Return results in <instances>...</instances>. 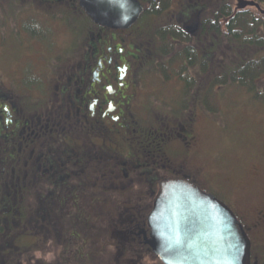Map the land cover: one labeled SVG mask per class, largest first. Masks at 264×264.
Instances as JSON below:
<instances>
[{"label":"rangeland","instance_id":"rangeland-1","mask_svg":"<svg viewBox=\"0 0 264 264\" xmlns=\"http://www.w3.org/2000/svg\"><path fill=\"white\" fill-rule=\"evenodd\" d=\"M222 1L202 0L206 2L205 9L208 10L204 18L212 16ZM42 2L45 0H0V87L12 94L22 115L25 110L27 111V107L32 105L36 106L32 113L35 117L44 116L49 121L46 131L50 136L47 142L43 141L42 144L35 145V148H32L33 136L28 135L32 128L28 132L24 130L20 133L21 136H27L26 149L30 153L36 150L39 152L53 150V145L57 143L56 134L67 136L80 126L75 122L79 111L78 106L75 105L73 89L62 99L60 84L64 82V91H66L69 81L78 76L81 70L83 71L78 64L86 51L84 48L93 27L81 11L79 0L46 1L54 3L50 9L37 5ZM141 2L146 5V0ZM187 2L188 0H158V4L166 5V9L160 14H150L141 18L139 26H135L127 33L129 34L126 37L127 42L133 37H136L137 41H143L141 45L144 52L134 102V107L138 109L135 126L139 127L136 128L137 130L147 131L150 148L152 146L153 149H157L158 144L155 145L153 142L161 141L165 155L164 163L161 161L162 152L160 156L157 152L152 151V153L157 160L155 164L166 165L164 174L170 173L169 166L174 164L181 174L192 176L206 193L216 196L233 207L247 227L256 225L253 228L255 230L252 232L254 234L252 240L256 248L259 246L264 258V218L262 217L264 215V104L254 100L247 89L235 85L217 86L213 91L207 84H199L196 89L187 90L184 82L179 81L174 71V67L179 66L180 62L174 64L172 61L169 62L172 65L168 71L169 79H162L163 72L160 65L168 60L167 57L172 59V55L174 57L182 46L191 42L184 43L183 40L178 39L177 44L180 49L171 50L169 46L172 42L164 41L159 30L176 31V27H181L183 16L178 19L177 16L184 14L186 9L184 5ZM232 2L237 8H253L255 11L257 7L250 0H232ZM188 9L190 8H187V12ZM167 36H169L168 32ZM170 38L172 36H169ZM172 44L176 45L175 42ZM166 49L170 50L172 55H166L164 51ZM138 52L141 50L138 49ZM145 65L147 69H144ZM195 71L190 70L189 76L195 74L193 73ZM198 78L200 80L201 76ZM62 101L64 106L61 104ZM180 101H184L183 107L179 106ZM208 103L214 107L213 109L219 110L218 113L212 114V111L206 108ZM176 106L182 109L188 119L175 125L167 116ZM188 108L189 110L185 111ZM156 128L160 129V134L154 133ZM37 131L43 129L39 128ZM190 131L193 132L195 139L191 140L189 145H184L179 141V137L187 136ZM91 132L94 130L90 129L89 133ZM72 136L64 139L66 146L71 145L76 148L78 145L80 147L81 143L84 144L81 133L77 132ZM122 137L124 138L123 135ZM126 137L135 138L129 132ZM112 138L113 140L107 139V142L111 141V146L127 150V143H122L123 140L120 141L115 136ZM88 140L90 145L87 147L94 150H99L105 143L104 138L99 135ZM128 140L132 141V144L138 141L132 138ZM61 148L60 144L57 150ZM1 152L0 142V155ZM43 178L44 181L47 180L48 175H43ZM129 179L132 180L133 177L123 179L124 182H116V184L108 182L109 191L104 194L106 197L103 199V203L107 204L108 208L115 207L117 211L126 212L127 206L133 205L134 208L141 206L143 209L153 201L151 193L159 191L160 182L156 184L158 188L155 189L156 185L151 186L148 182L134 184L129 182ZM72 192V188H67L64 206H58L54 214L55 227L60 232L57 233V243L53 239L47 242L44 238L39 239L35 242V246H32L34 249L28 257L36 256L38 259L56 264L57 260L64 261V264H117L115 255L119 251L116 248L118 244L113 238L112 231L109 230V225L106 224L109 217L94 212L97 209L95 206L99 203L96 198L92 199L88 192H80L78 195L79 203L85 206L83 210L90 214L88 218L91 225L83 223V219L76 221L71 217L73 223L79 224L76 232H71L67 218L71 215L76 216ZM97 207L101 210L99 206ZM62 232L65 237H62ZM72 234H77L79 237ZM25 242L27 243V240ZM153 261L149 258L146 262L152 264ZM123 262L132 264L128 260ZM132 262L145 264L138 258Z\"/></svg>","mask_w":264,"mask_h":264},{"label":"flooded vegetation","instance_id":"flooded-vegetation-1","mask_svg":"<svg viewBox=\"0 0 264 264\" xmlns=\"http://www.w3.org/2000/svg\"><path fill=\"white\" fill-rule=\"evenodd\" d=\"M46 1L49 0L37 5L50 9L54 3H47ZM205 6L206 2H202V0H188L184 5L186 8L184 11L187 8L190 9L185 15H182V27L199 13L200 30L197 35L199 36L205 21ZM139 22L129 29L96 27L98 34L95 39L98 43L100 42V46L97 47L96 44L94 51L92 48L90 49L88 58H83L79 66L82 67L83 71L81 70L78 76L70 80V85L67 86V89L68 87L73 89L75 105L78 106L79 114H77L78 117L75 122L79 123V129L75 128L67 136L61 133L56 134L57 143L53 145V150L43 152L36 150L30 153L26 149L27 136H21L20 133L24 130L28 132L32 128L28 132L30 137L33 136L32 148L37 144H42L43 141L46 143L50 136V133L46 131L49 121L44 116L35 117L32 114L34 110L30 107H27V111L25 110L24 115H22L12 94L0 87V142L2 145L0 166L3 170L2 181H10L9 179L12 177L13 181L10 182H19L21 174L19 171L22 170L26 176L32 178L33 182H44L43 175H48L47 181L50 178L56 182H114L116 184V182H124L123 179L132 176L133 179H129V182H134V184L135 182H157L158 185V182L171 178L187 180L201 187L192 176L181 174L174 164L169 166L170 173L164 174L166 165L155 164L154 162L157 160L154 159L155 155L152 153V151L157 152L160 156L162 152L161 161L164 163L165 155L162 143L158 142L157 149H153L152 146L150 148V145L146 146L148 136L147 138L143 137L140 130L136 129H139L138 126H135L138 109L134 107V102L138 89L137 81L140 78L139 72L142 68H140V64L144 53L141 45L143 41H137V38L133 37L130 42H127L126 37L129 36L127 33ZM138 49L141 52H138ZM29 81L32 82V80ZM60 88L62 99H64V92H62L64 91V82H61ZM61 104L64 106V101ZM39 128L43 131H37ZM90 129H93L94 132L89 133ZM75 130L81 133L84 144L80 142L81 146L78 145L76 148L71 145L66 146L64 139L72 138V135L77 133ZM128 132L135 138L126 137ZM142 133L145 134L146 132L142 131ZM97 135L105 140L101 148L94 150L87 147L90 145L88 139ZM35 136H37L36 140ZM112 136L119 138L120 141L123 140L122 143H127V150L126 148L118 149L111 146V141L107 142V139L113 140ZM128 138L138 139V141L136 140L137 143L142 146L133 148V142L129 141ZM179 138V141L183 142L184 145H189L195 136L190 131L187 136ZM60 144L62 148L57 150ZM81 167L82 169H78ZM43 172L45 173L43 174ZM152 185L154 186V184ZM152 192L153 201H150L147 207L142 209L141 206L134 208L133 205H130L127 206L126 212L118 211L115 213L118 221L109 230L112 231L113 238L118 244L116 248L119 251L115 255L117 264L119 262L123 264V260L126 262L128 260L134 264L132 261L137 258L144 261L145 264H149L146 262L149 258L154 260V264H164L147 243L151 236L148 216L154 207L155 197L158 193ZM229 207L242 223L251 241V264H264L259 246L256 248L252 240L254 235L252 232L255 230L253 228L256 225L247 227L236 210L231 206ZM262 217L264 218V215Z\"/></svg>","mask_w":264,"mask_h":264},{"label":"trees","instance_id":"trees-1","mask_svg":"<svg viewBox=\"0 0 264 264\" xmlns=\"http://www.w3.org/2000/svg\"><path fill=\"white\" fill-rule=\"evenodd\" d=\"M250 1L257 5L255 11L253 8H237L232 0H223L212 16L204 18L201 33L196 37L185 32V25L176 27V31L159 30L164 41L176 43V45L170 44L171 50L180 49L177 44L178 39L183 40L184 43L191 42V44L182 46L176 52L174 56L176 58L173 57L170 50H164L166 55H172V59L167 57L168 60L160 65L163 72L162 79H169L170 73L168 71L172 66L171 61L173 64L174 62H180L179 66L174 67V71L180 79L179 81L184 82L183 84L187 90L196 89L199 84H207L209 89L213 91L217 86L235 85L247 89L254 100L264 104V0ZM144 6L145 12L142 19L150 14H160L162 10L166 9V5L160 6L158 0H146ZM205 7L207 8V6ZM80 9L87 18V22H91L93 27L89 32L84 48L86 51L80 58L78 66L81 65L83 58H88V52L91 51V48L94 51L96 44L97 47L100 46V42L98 43L95 39L98 34L97 26L93 25L92 19L81 7ZM207 12L208 10L205 11V13ZM186 13L187 10L184 14L177 16V19ZM138 26L139 24L136 27ZM167 32L172 38L169 39ZM176 47L178 48L176 49ZM144 69H147V65ZM190 70H194L193 73L195 74L189 76ZM171 75H173L172 72ZM198 76H201L200 80ZM71 90L72 88L68 87L64 91V97ZM189 95L193 96L192 94ZM183 104L184 101H180L179 106L182 105L183 107ZM179 106H176L174 111H171V114L167 116L171 118V122L175 125L184 119H188ZM28 107L33 110L36 109V106L32 105ZM206 108L210 112L212 111V114L219 111L213 109L214 107L210 106L209 103ZM188 110L189 108L185 111ZM140 131L147 132L144 129ZM159 132L160 129L158 128L154 131L157 134H160ZM141 135L145 138L148 136L147 133H141ZM153 144L157 145L158 142H153ZM147 145L149 144L147 143ZM140 146L142 145L136 142L132 144L133 148H139ZM0 168V264H56L55 262L38 259L36 256L35 258H32L33 256L29 258L28 256L34 249L32 246H35V242L39 239L44 238L46 242L53 239L57 243V233L60 232L55 227L54 214L58 206H64V201L67 198L65 196L67 188H72L71 195L75 204L74 212L76 216L71 215L67 218L72 233L76 232L75 230L79 225L73 223V218L76 221L83 219V223H89L88 216L90 214L83 210L85 206L83 207L79 203L78 193L80 192H88L92 199H97L99 203L97 206L101 210L95 206L97 209L94 212L103 213V215L109 217L106 221L109 228L118 221L115 216V213L118 212L117 208H108V205L103 203V199L106 197L104 194L109 191L108 182H74V184H71V182H56V180L50 178L44 182H33L32 178L26 176L22 170L19 171L21 173L19 182H10L13 181L12 177L9 179L10 181H2L3 170L1 166ZM148 183L151 186L157 184V182ZM156 188H158L157 185ZM89 225H91V222ZM61 235L65 237L63 232ZM72 235L79 237L77 234ZM25 240H27V243ZM56 262L57 264H64V261L59 262L57 260Z\"/></svg>","mask_w":264,"mask_h":264},{"label":"water","instance_id":"water-1","mask_svg":"<svg viewBox=\"0 0 264 264\" xmlns=\"http://www.w3.org/2000/svg\"><path fill=\"white\" fill-rule=\"evenodd\" d=\"M93 22L110 29H129L145 11L140 0H127L120 8L100 0H79ZM184 30L197 36L196 14ZM147 243L164 264H251V241L233 210L195 183L167 178L160 182L148 216Z\"/></svg>","mask_w":264,"mask_h":264},{"label":"snow or ice","instance_id":"snow-or-ice-1","mask_svg":"<svg viewBox=\"0 0 264 264\" xmlns=\"http://www.w3.org/2000/svg\"><path fill=\"white\" fill-rule=\"evenodd\" d=\"M100 2L110 4L113 8L120 9L126 4L127 0H100Z\"/></svg>","mask_w":264,"mask_h":264}]
</instances>
